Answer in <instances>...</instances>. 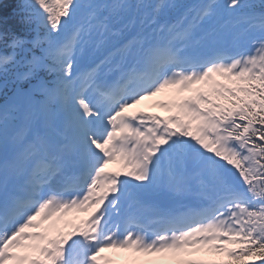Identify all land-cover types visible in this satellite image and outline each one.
<instances>
[{
  "label": "snow or ice",
  "instance_id": "1",
  "mask_svg": "<svg viewBox=\"0 0 264 264\" xmlns=\"http://www.w3.org/2000/svg\"><path fill=\"white\" fill-rule=\"evenodd\" d=\"M0 264H264V0H0Z\"/></svg>",
  "mask_w": 264,
  "mask_h": 264
}]
</instances>
